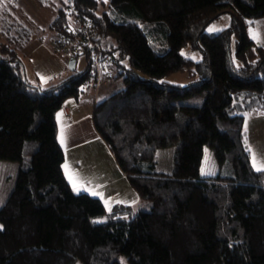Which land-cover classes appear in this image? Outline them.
I'll use <instances>...</instances> for the list:
<instances>
[{"label": "trees", "instance_id": "trees-1", "mask_svg": "<svg viewBox=\"0 0 264 264\" xmlns=\"http://www.w3.org/2000/svg\"><path fill=\"white\" fill-rule=\"evenodd\" d=\"M69 1L52 27L58 36L72 10L89 21V60L112 55L125 86L95 104L94 120L151 207L128 217L129 205L107 210L66 179L56 115L84 89L92 63L42 88L0 42V159L17 160L20 170L0 207V264H124L122 256L128 264H264V171L252 165L245 116L231 112L236 99L264 112V45L247 31L264 17V0ZM101 4L108 7L99 13ZM227 11L231 26L207 32ZM109 39L112 50L103 47ZM187 44L201 48V59L182 54ZM175 72L189 82H168ZM168 145H176L175 166L159 172L156 150ZM206 145L227 170L202 174Z\"/></svg>", "mask_w": 264, "mask_h": 264}, {"label": "crops", "instance_id": "crops-1", "mask_svg": "<svg viewBox=\"0 0 264 264\" xmlns=\"http://www.w3.org/2000/svg\"><path fill=\"white\" fill-rule=\"evenodd\" d=\"M21 1L0 0V42L16 49L28 81L42 88L52 87L70 75L84 71L90 64L85 52L76 56L75 68H71L68 62L73 56L62 54L59 56L57 52H54L53 45L43 43L42 37L47 35V31L49 40L53 41L57 37L58 31L52 27V24L65 6L58 4L61 7L56 16L53 20H47L45 26L41 27L36 25L35 20L30 19L28 9L22 6ZM109 1L107 0V3ZM255 22L256 20H253L250 24ZM32 23H34V28ZM28 28H31V33H27ZM33 36H36V41H41L42 44L37 46L31 44ZM253 40L256 44L264 45L254 38ZM84 54L88 60L86 67H83L84 63L80 62V56ZM43 60H48V62L43 65L44 71H39L37 64ZM114 67L116 74L112 72ZM116 69L112 62L102 67L94 66L90 75V83L87 81L84 84V89L78 96L66 97L56 115L57 134L64 149L65 160L62 168H64L66 179L73 188L76 182L74 188L76 191H87L99 197L106 209L119 204L131 205L139 198L109 144L98 132L94 120L95 104L118 90L110 83L118 74ZM32 77L33 80L30 79ZM236 100L251 102L250 99ZM251 103L253 105V102ZM253 110L255 111L254 105ZM231 112L255 117L251 108L243 112L240 110H231ZM93 192L99 194L94 195Z\"/></svg>", "mask_w": 264, "mask_h": 264}, {"label": "rangeland", "instance_id": "rangeland-1", "mask_svg": "<svg viewBox=\"0 0 264 264\" xmlns=\"http://www.w3.org/2000/svg\"><path fill=\"white\" fill-rule=\"evenodd\" d=\"M70 2L68 0H22L21 4L23 7L27 8L26 10L28 11V14L30 15V19L32 18L35 20L36 25L38 26H45V22L47 20H53V17L56 16L58 10L60 9L61 6H65L66 10L71 9V6L69 5ZM61 6H59V5ZM108 7V4H101L99 6L98 12L101 13L103 10H106ZM69 17L71 20H73V17L69 14ZM29 19V20H30ZM232 14L231 12L227 11V13L222 14L220 17L216 18L215 20L211 21L210 24L206 27V31L210 33H217L218 31L228 29V27L231 26L232 24ZM256 20L255 23H251L248 26L247 31L249 32L251 37H256L254 39L257 40L259 43H264V17L259 18V19H254ZM32 26L34 28V23H32ZM27 33H31V28H28ZM47 35H44L42 37L43 43H48L53 45V50L54 52H57L60 56V53L56 49V37L52 41L48 39V31L46 33ZM37 38L36 36H33V40L31 41V44L34 46H37L38 44H42L41 41H36ZM30 44V45H31ZM114 44L113 39H109V43L104 41L103 47L112 50V46ZM231 45V56L233 57L235 65H240V59L238 56H236V44H235V36L233 35L230 41ZM34 48V47H33ZM26 49V47L23 49V51ZM182 54L193 58L194 60L201 59L202 57V51L201 48L198 46H192L190 44H187L184 46L182 50ZM62 56V55H61ZM87 56L81 55L80 56V62L84 63L83 67H86L88 62H87ZM124 64L126 63L128 66H132L131 62L125 58ZM48 62V60H43L40 64L38 65V70L39 71H44V63ZM81 66V65H80ZM113 73H115V67L112 69ZM117 70V69H116ZM116 74V73H115ZM33 80V77L30 78ZM166 80L171 83L175 84H187L188 81V76L186 73H179L175 72L167 76ZM112 85L116 86V88H122L125 86L123 84V80L121 77H115L111 82ZM111 85V86H112ZM258 102H260V105L264 106V98L261 97L257 99ZM249 106V107H248ZM251 108V111L254 113L253 116L255 117H250L248 114H246L245 119H244V126H245V132H246V145L248 148L251 150V160H252V165H253V154H255L257 158V162L264 164V112L263 111H255L253 110V105L251 102H242L239 100L234 101V105L232 107V111L235 110H240L243 112L246 109ZM243 114V113H242ZM245 115V114H244ZM176 150V145H168L164 146L161 148H158L156 150V170L159 172H172L175 166L174 160H175V152ZM205 156L203 159V166L202 169L204 170L203 174L208 175L211 172H214L219 169H223L224 171L229 168V165L226 163L220 164L218 162L215 151L213 150V147L206 145L205 146ZM19 162L17 160H7V159H0V207H2L3 203L7 200L9 197L11 191L14 189V187L17 184V178L19 175ZM202 172V171H201ZM130 206V211L131 212L128 217H131L133 214L138 213L139 210H143L146 208L147 210L150 209L151 205L150 202L145 201V200H140L138 198V201L135 203H132ZM146 206V207H145ZM113 207V206H112ZM112 207H108V209H111ZM104 217H101V220H103ZM123 263L128 264L126 259L122 256ZM75 264H82V261L77 260Z\"/></svg>", "mask_w": 264, "mask_h": 264}, {"label": "built area", "instance_id": "built-area-1", "mask_svg": "<svg viewBox=\"0 0 264 264\" xmlns=\"http://www.w3.org/2000/svg\"><path fill=\"white\" fill-rule=\"evenodd\" d=\"M71 20L70 25H66L64 30L59 31V35L56 38V49L64 56H77L83 52L88 44V35L91 29L89 21L78 20V16L70 11ZM72 25V27H71ZM112 55L110 53L94 52L91 53L90 62L93 66L102 67L112 62ZM92 81H94L92 79ZM90 83V79L88 80Z\"/></svg>", "mask_w": 264, "mask_h": 264}, {"label": "snow or ice", "instance_id": "snow-or-ice-1", "mask_svg": "<svg viewBox=\"0 0 264 264\" xmlns=\"http://www.w3.org/2000/svg\"><path fill=\"white\" fill-rule=\"evenodd\" d=\"M105 2H107V0H105ZM256 38V37H254ZM253 167L257 170V171H264V164L258 163L257 162V158L255 156V154H253ZM202 174L204 172L203 169H201ZM76 187V182H74V188ZM94 195H98L99 193H95L93 192Z\"/></svg>", "mask_w": 264, "mask_h": 264}, {"label": "water", "instance_id": "water-1", "mask_svg": "<svg viewBox=\"0 0 264 264\" xmlns=\"http://www.w3.org/2000/svg\"><path fill=\"white\" fill-rule=\"evenodd\" d=\"M75 61H76V56H73L70 58L68 63H69L71 68H75Z\"/></svg>", "mask_w": 264, "mask_h": 264}]
</instances>
